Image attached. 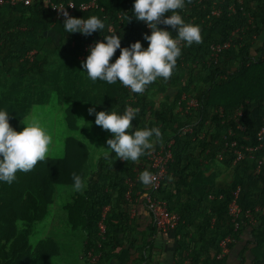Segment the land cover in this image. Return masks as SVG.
I'll use <instances>...</instances> for the list:
<instances>
[{
	"label": "trees",
	"instance_id": "trees-1",
	"mask_svg": "<svg viewBox=\"0 0 264 264\" xmlns=\"http://www.w3.org/2000/svg\"><path fill=\"white\" fill-rule=\"evenodd\" d=\"M68 1L74 4L70 16L96 15L105 28L89 36L64 33L65 18L56 15L51 2ZM87 1L0 4V107L8 110L9 124L17 130L35 105L56 103L63 110L60 153L47 155L29 172L18 171L11 184L0 182V264H54L61 253L49 233L56 203L67 231L82 237L84 263L153 261L154 239L139 238L129 216L130 207L144 206L143 194L150 191L138 179L141 171H149L148 154L135 162L116 157L106 148L111 133L88 113L93 106L97 111L136 108L132 127L158 126L162 139L153 148L170 143L172 159L155 194L179 215L172 230L171 264L185 259L189 264H264V170L255 171L256 160L264 162V134L259 150L244 151L235 162V148L224 147L230 139L238 148L258 144L256 134L264 119V0H185L177 11L186 22L200 26L202 42L185 47L181 41L171 76L157 78L143 93L119 81H92L82 71L84 47L103 35L116 32L122 47L136 40L147 47L143 34L150 33L134 17L133 0H97V7L82 9ZM218 8L217 15L213 11ZM158 27L176 35L168 25ZM225 42L214 57L212 46ZM118 55L119 49L110 62ZM191 97L196 105L189 107ZM237 109L241 115L234 114ZM218 167L229 172L227 181H218ZM73 173L81 177L80 190L73 187ZM60 187L73 189L63 194ZM237 187L240 215L235 227L228 204ZM151 229L156 230L153 223ZM227 235L233 239L229 251L218 257L219 242ZM230 251L236 262L230 263Z\"/></svg>",
	"mask_w": 264,
	"mask_h": 264
},
{
	"label": "clouds",
	"instance_id": "clouds-1",
	"mask_svg": "<svg viewBox=\"0 0 264 264\" xmlns=\"http://www.w3.org/2000/svg\"><path fill=\"white\" fill-rule=\"evenodd\" d=\"M184 4L185 0H133L134 17L144 21L150 29V33L143 34L147 47H143L139 40L122 47L120 35L111 32L103 35V40L89 45L87 55L81 61L82 71L92 81L99 79L108 84L119 81L134 93H143L146 86L157 78L167 80L181 55L180 42L183 41L185 47L202 42L200 26L186 22L177 11ZM68 5L73 6L72 3ZM63 15L64 33L79 32L89 36L105 28L104 22L96 15L73 17L67 11ZM160 24L170 26L176 35L158 27ZM117 49L119 55L110 62ZM137 112L138 109L130 106L122 112L115 109L97 111L94 106L88 108L89 115L95 116V124L111 133L106 139V148L125 161H137L162 139L161 129L156 125L132 127L131 121L135 120ZM22 123L24 126L19 131L14 129L9 124L8 110L0 107V182L11 184L18 171H31L49 153L52 137L40 121L33 116L22 119ZM152 178V173L146 169L138 177L145 185L151 183ZM72 180L74 189L80 190L81 177L73 173Z\"/></svg>",
	"mask_w": 264,
	"mask_h": 264
},
{
	"label": "built area",
	"instance_id": "built-area-1",
	"mask_svg": "<svg viewBox=\"0 0 264 264\" xmlns=\"http://www.w3.org/2000/svg\"><path fill=\"white\" fill-rule=\"evenodd\" d=\"M29 1L30 0H0V4H3V3L16 4L17 2H22L24 4H28ZM237 1L241 2V0H237ZM70 3L73 4L72 1H68L67 3L51 2V9L54 10V12L56 13V15L58 17L65 18L63 13L65 11H67V13L70 14L72 11V8L74 7V4H73V6H69L68 4H70ZM80 7L82 9H87L89 7L95 8V7H97V0H89V1L81 4ZM228 9L230 11H233L234 10L233 5L229 4ZM220 11L221 10L218 8L217 10H214L213 12L218 15L220 13ZM112 29H113V27L110 24L108 26V30L111 31ZM89 45L90 44L86 45L84 48L87 49L89 47ZM227 45H228V43L225 42L222 45L212 46V54L214 55V57H216L217 52L222 47H226ZM183 97H184V95H182V98ZM195 105H196V100L191 97L187 101V106L192 107ZM178 109H180V106L178 107ZM241 113H242L241 109H237L234 114L235 115H241ZM185 130H188V128H183L182 131L184 132ZM228 132L230 133L231 131L229 130ZM263 134H264V119L262 122V126L260 127V129L257 131V134H256L258 144L251 145V146H243V148H238V147H236V140L230 139V140H225L224 147L228 146V147L235 148L234 149V154H235L234 162H235L236 160H240L244 157V155H245L244 151L253 152V151L259 150L263 145V143H262ZM169 145H170V143H168L165 148H159V149L153 148L152 150L149 151V153H148V159H149L148 167H149V171L152 173L153 178H152L151 183L147 184L150 191L145 192L143 194L144 206L150 214L152 223L155 225V227L159 231L164 232V233H167V232L173 230L179 222V215L176 212L170 211L167 208L165 201L158 198L157 195L155 194L156 190L159 187L160 180L162 179L164 173L166 172V165H167L168 161H170L172 159V154H171V151L169 149ZM216 156L218 159H221L223 156L222 151L218 152ZM260 170H264V162L262 159H257L256 163H255V171L258 172ZM131 184H132V182L129 180V185L131 186ZM238 190H239V187H237L234 190V192H233L234 198L228 204V213L231 217V220L234 222L235 227L238 226V220L237 219L239 218V215H240V208L235 201ZM130 191H131L130 188L126 191L127 197L130 196ZM106 209H107V207H104L103 212H102V218L104 217V213H105ZM246 215L248 216L250 221H253V218L249 212H247ZM102 218L98 221V228H99L100 234H103V232L105 230V226H104V223L102 222ZM232 241H233V239L230 235H227L223 239L220 240V242H219L220 252L218 253V257H221V256L228 253V251H229L228 244ZM89 255L91 256L90 252H89ZM183 264H189V260L185 259Z\"/></svg>",
	"mask_w": 264,
	"mask_h": 264
},
{
	"label": "rangeland",
	"instance_id": "rangeland-1",
	"mask_svg": "<svg viewBox=\"0 0 264 264\" xmlns=\"http://www.w3.org/2000/svg\"><path fill=\"white\" fill-rule=\"evenodd\" d=\"M63 110L61 106L56 103H49L45 105H35L31 108L30 112L27 113L22 119L29 117H36L40 123L46 128L52 137V143L50 145V150L47 155H56L60 153L62 143L60 141L62 135V120ZM20 120L17 131H19L24 125ZM73 189L72 187H60L59 191L63 194L69 193L68 190ZM63 194H61L63 196ZM59 206L58 203L55 205ZM52 229L50 230V235L53 233L52 237L58 241L60 247V255L55 257L53 260L54 264H86L82 259L79 258V253L81 252V246L78 243V236L72 235L67 231V227L64 221V216L54 215Z\"/></svg>",
	"mask_w": 264,
	"mask_h": 264
},
{
	"label": "crops",
	"instance_id": "crops-1",
	"mask_svg": "<svg viewBox=\"0 0 264 264\" xmlns=\"http://www.w3.org/2000/svg\"><path fill=\"white\" fill-rule=\"evenodd\" d=\"M218 172V181L228 180L230 177L229 172L226 169H221L220 167L216 170ZM63 214L59 207H54V215ZM129 216L133 219V222L137 224V233L138 237L147 236L148 238L154 239V254H153V261L148 262L147 264H171L172 262V252L174 248V238H173V231H169L167 233H159V230L156 228L155 232L153 233L151 229L152 221L150 214L148 213L147 209L142 206L138 205L135 208L130 207ZM52 229V228H51ZM50 229V230H51ZM54 228L52 229V231ZM51 235H54L51 233ZM78 243L80 246L82 245V237L78 238ZM233 251H230L228 254V258L230 263L236 262L234 255H232ZM79 258H81V253H79Z\"/></svg>",
	"mask_w": 264,
	"mask_h": 264
}]
</instances>
